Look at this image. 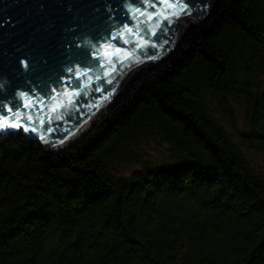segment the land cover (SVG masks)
I'll list each match as a JSON object with an SVG mask.
<instances>
[{
    "label": "trees",
    "instance_id": "obj_1",
    "mask_svg": "<svg viewBox=\"0 0 264 264\" xmlns=\"http://www.w3.org/2000/svg\"><path fill=\"white\" fill-rule=\"evenodd\" d=\"M249 154L264 156V0H221L66 150L0 138V264H264Z\"/></svg>",
    "mask_w": 264,
    "mask_h": 264
},
{
    "label": "water",
    "instance_id": "obj_2",
    "mask_svg": "<svg viewBox=\"0 0 264 264\" xmlns=\"http://www.w3.org/2000/svg\"><path fill=\"white\" fill-rule=\"evenodd\" d=\"M220 1L0 0V138L66 150Z\"/></svg>",
    "mask_w": 264,
    "mask_h": 264
},
{
    "label": "rangeland",
    "instance_id": "obj_3",
    "mask_svg": "<svg viewBox=\"0 0 264 264\" xmlns=\"http://www.w3.org/2000/svg\"><path fill=\"white\" fill-rule=\"evenodd\" d=\"M235 115L237 113H234ZM235 125L238 131H241L243 129V124L241 123L240 119L238 118V115L235 116ZM228 133L232 136V139L234 140L235 143H239V140L237 138V135L232 131L231 128L226 127ZM240 144V143H239ZM144 146V145H143ZM145 152L149 155L148 158H151L157 162H162L166 161V155L161 153V147H157L153 142L149 143L148 146H145ZM249 157L252 158L255 167L264 175V156L263 155H253L249 154ZM135 167H129V166H124V167H118V173L120 175H128L130 174Z\"/></svg>",
    "mask_w": 264,
    "mask_h": 264
},
{
    "label": "snow or ice",
    "instance_id": "obj_4",
    "mask_svg": "<svg viewBox=\"0 0 264 264\" xmlns=\"http://www.w3.org/2000/svg\"><path fill=\"white\" fill-rule=\"evenodd\" d=\"M169 6H171V5H169ZM117 51H119V50H117Z\"/></svg>",
    "mask_w": 264,
    "mask_h": 264
}]
</instances>
